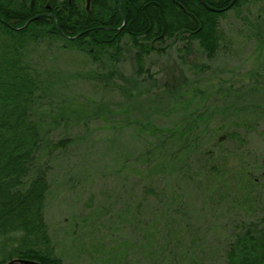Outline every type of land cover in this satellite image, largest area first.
Instances as JSON below:
<instances>
[{"label": "rangeland", "instance_id": "374dc122", "mask_svg": "<svg viewBox=\"0 0 264 264\" xmlns=\"http://www.w3.org/2000/svg\"><path fill=\"white\" fill-rule=\"evenodd\" d=\"M247 1L220 16L225 40L213 59L197 41L187 47L181 38L166 39L139 58V48L126 37L114 58L98 63L76 49H60L59 43L37 46L30 59L49 86L40 98L43 131L51 139L77 138L64 156L51 160L46 199L45 219L64 264H142L156 258L161 264L168 258L171 264H226L236 224L264 214V185L253 188L252 194H238L243 190L238 185L226 194L234 185H225L218 187L225 192L213 195V181L180 182L179 174L172 177L166 171L152 178L147 166L140 170L146 177L140 178L133 169L150 149L161 157L168 153L163 143L154 144L159 140L152 133L137 132L138 121L154 113L151 120L160 127L158 133H165L182 113L172 105H180L198 89L209 92L207 103L218 112L224 88L231 89L229 101L264 105V0ZM63 110L65 119L52 130V117H61ZM243 119L252 122L245 140L228 138L227 132L240 128ZM212 120V128L219 130L210 150L215 156L225 153L232 170L244 163L242 167L264 183V113L239 110ZM109 124L117 130L107 128ZM124 152L138 158L125 164ZM150 179L157 192L164 187L168 196L149 193ZM112 199L119 202L102 208Z\"/></svg>", "mask_w": 264, "mask_h": 264}, {"label": "trees", "instance_id": "16d2710c", "mask_svg": "<svg viewBox=\"0 0 264 264\" xmlns=\"http://www.w3.org/2000/svg\"><path fill=\"white\" fill-rule=\"evenodd\" d=\"M230 1L206 0V3L225 9ZM247 2L236 0L232 8L237 9ZM226 11H213L202 0H92L88 9L87 0H0V264H26L10 263L14 259L34 261L32 264H64L45 219L46 199L51 187V160L64 156L63 152L74 145L77 138L67 135L57 139L51 136V139L43 131L42 120L38 118L42 112L40 98L45 96L49 86L30 59L37 46L44 41L52 42L54 47L59 43L62 44L60 49H76L98 63L107 57L114 58L126 37L139 48L136 54L139 58L166 39L181 38L187 47L190 42L197 41L203 54L213 59L225 40L219 18ZM36 15L38 17L25 26V22ZM230 90H221L224 98L220 95L217 99L221 102L219 112L210 108L212 104L207 103L209 92L203 89H198L180 105L174 103L171 109L179 108L182 113L174 126L163 134L158 133L160 127L151 120L154 113L148 114L147 121H136L140 125L137 132L152 133L159 140L154 144L163 143L168 153L161 157L154 153V148L148 150L146 157L141 156L140 165H133L134 175L145 178L140 170L147 166L152 178L166 171L172 177L179 174L180 182L213 181L216 186L213 195L225 192L218 188L225 185H234L226 194L237 185L243 189L238 194H252L253 188L257 190L263 186L260 177L256 181L252 171L247 172L242 167L244 163L232 170L227 166L225 153L215 156L210 150L219 130V127L211 126L215 115L230 117L239 110L264 113L261 103L241 105L232 99L229 101ZM66 112L60 111L61 117H52V130L65 119L63 114ZM67 117L70 119L71 115ZM238 124L241 127L237 129L242 133L232 129L227 136L244 141L249 130L247 126H252V122L243 119ZM107 128L117 130L114 124ZM121 155L125 164L133 163L137 157L130 152ZM239 159L237 162L241 161ZM231 172V177L218 181ZM146 190L168 196L164 194V187L157 192L155 181L151 179ZM115 201L119 202V199L107 201L102 208ZM236 228L227 243L226 264H264V214L239 222ZM140 246L138 243L142 252ZM163 249L156 254L159 252L160 255ZM156 259L142 264H161L163 261ZM166 264H171L169 258ZM178 264L183 261L179 260Z\"/></svg>", "mask_w": 264, "mask_h": 264}, {"label": "water", "instance_id": "95a60500", "mask_svg": "<svg viewBox=\"0 0 264 264\" xmlns=\"http://www.w3.org/2000/svg\"><path fill=\"white\" fill-rule=\"evenodd\" d=\"M91 2H92V0H87V9L90 8V4H91ZM202 2H203L204 5H205L206 7H208L209 9H211V10H213V11H216V12H220V11H225V10L230 9V8L236 3V0H232V1H230V4H229L228 6H226L225 9H224V8H222V9L215 8V7L211 6V5H209L208 3H206V0H202ZM48 7H50V6H48ZM37 17H38V15H36V16L32 17L31 19H29L28 21H26V22H25V26L28 25V24L30 23V21L34 20V19L37 18ZM125 24H126V20H124L123 26H124ZM103 27H105V26H103ZM118 30H121V27L118 28ZM222 138H223V137H222ZM222 138H221V139H222ZM17 262H18V263H26V264H32V263H35L34 261H31V260H21V259H14V260H12L10 263H17Z\"/></svg>", "mask_w": 264, "mask_h": 264}, {"label": "flooded vegetation", "instance_id": "af4514ba", "mask_svg": "<svg viewBox=\"0 0 264 264\" xmlns=\"http://www.w3.org/2000/svg\"><path fill=\"white\" fill-rule=\"evenodd\" d=\"M50 11H52V9H50ZM50 14H52V12H50ZM263 176H264V171H263ZM254 179H256V181H259L260 179H258V177L257 178H254Z\"/></svg>", "mask_w": 264, "mask_h": 264}]
</instances>
